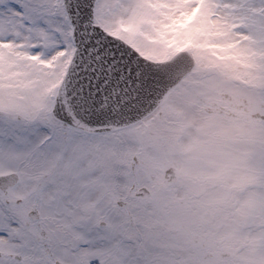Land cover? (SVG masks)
Masks as SVG:
<instances>
[{
    "label": "snow or ice",
    "instance_id": "6c2138e0",
    "mask_svg": "<svg viewBox=\"0 0 264 264\" xmlns=\"http://www.w3.org/2000/svg\"><path fill=\"white\" fill-rule=\"evenodd\" d=\"M0 264H264V0H0Z\"/></svg>",
    "mask_w": 264,
    "mask_h": 264
}]
</instances>
